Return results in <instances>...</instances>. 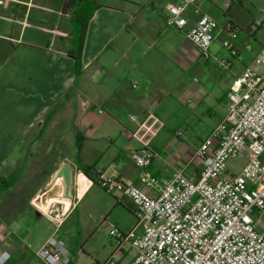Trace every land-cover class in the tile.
<instances>
[{"label":"crops","instance_id":"0c3cea01","mask_svg":"<svg viewBox=\"0 0 264 264\" xmlns=\"http://www.w3.org/2000/svg\"><path fill=\"white\" fill-rule=\"evenodd\" d=\"M8 1L0 5V177L14 162L16 172L25 168L27 152L21 142L28 133L37 136L40 126L63 114L66 108L73 109L74 125L76 110L92 102L84 85L90 67L95 66L96 76L105 75L111 82V85L95 82L93 100L99 101L103 111L107 109L113 117L121 114L124 105L135 112L144 111L153 98L149 90L141 88L142 83L157 89L170 84L178 102L209 116L219 114L222 122L228 112L232 82L251 69L253 59L264 48L258 42L257 33L251 35L255 21L253 10L264 9V0H196L195 7L215 21L210 52L214 57L228 60L227 70L219 68L213 60L203 59L187 39L185 30L167 25L168 5L181 0H150L151 13H147V4L142 0H106L98 4L89 22L82 53V75L77 77L75 62L67 54L73 37L70 17L59 9L60 0H21L17 6L16 1ZM186 16L188 29L197 20L194 7L186 10ZM229 28L238 30V38L233 41L238 49L236 57L222 46L223 42L231 40ZM159 44L168 52L164 56L167 64L162 65L168 71H152L160 66L158 55L142 63ZM124 61L126 67L116 71ZM168 76L169 80L162 78ZM128 77L132 79L131 88L137 92H131L128 85L122 83ZM189 99L193 100V106L186 103ZM158 100L153 99L154 105ZM177 134L175 139L153 148L155 156L147 169L139 168L132 159V154L138 150L117 144L107 134L105 137L110 139L112 150L94 149L88 160L81 157L82 150L76 157L72 151L74 160L65 158L63 162L68 161L75 170L91 167L94 180L97 171L102 170L109 177L157 195L162 180L171 178L178 170L182 169L193 179H197L201 171V162L193 155L204 139L191 145ZM127 138L130 139L129 133ZM87 180L88 183H82L84 191L79 198L96 185L89 177ZM57 193V186L49 187L44 192L43 203L55 200ZM114 195L116 204L121 203V197L133 203L127 196ZM31 210L18 222H4L0 218V250L8 255L7 264H44L37 253L56 232V226L38 210ZM73 214L74 210L57 232L69 251L72 236L65 226ZM75 226H80L79 219ZM131 258L126 254L123 264H128Z\"/></svg>","mask_w":264,"mask_h":264},{"label":"built area","instance_id":"2783aa9c","mask_svg":"<svg viewBox=\"0 0 264 264\" xmlns=\"http://www.w3.org/2000/svg\"><path fill=\"white\" fill-rule=\"evenodd\" d=\"M3 2L0 0V5ZM195 4L196 0H181L168 5L167 25L185 30L203 59L229 69L228 60L210 52L214 19ZM189 7H194L197 20L187 29ZM253 25L264 29V15ZM229 30L231 40L222 46L236 57L238 49L233 41L238 38V30ZM253 65L255 69L236 76L228 94L225 119L194 151L193 157L201 162L197 179L180 169L162 180L159 193L152 195L97 171L92 183L109 194L129 197L138 222L128 233L111 230L116 246L103 264H123L127 245L135 251L128 264H264V48L253 59ZM186 103L194 104L192 99ZM130 119L135 121L134 116ZM154 156L155 150L145 147L135 151L132 159L139 168L147 169ZM82 174L74 170L69 206L56 199L43 203L44 192L32 200L33 206L56 226V232L37 253L44 264H71L70 251L57 232L80 196ZM8 262L6 252L0 250V264Z\"/></svg>","mask_w":264,"mask_h":264},{"label":"rangeland","instance_id":"374dc122","mask_svg":"<svg viewBox=\"0 0 264 264\" xmlns=\"http://www.w3.org/2000/svg\"><path fill=\"white\" fill-rule=\"evenodd\" d=\"M4 1L5 3L9 2L8 0ZM14 1H16L17 6L21 0ZM92 1L99 4L106 0ZM142 1H144V5L147 4V13H151L148 5L150 0ZM253 14L255 20L259 19L264 15V9L257 8L253 10ZM252 30L251 35L256 32L259 44L264 47V29L256 28L253 25ZM167 54L168 52L164 51L162 44H159L145 59H142L144 61L142 63H148L158 55L161 59L160 66L152 71H168L162 66L167 64L164 57ZM125 64V61L122 62L121 67H118L116 71L125 68ZM255 68V66H251V69ZM96 72L95 66L90 67L86 72L84 85L88 87V97L91 98L92 102H88L86 107H82L83 110H76L73 119L74 125L72 122L73 109L66 108L63 114L54 117L52 121L38 128L37 131L41 135L40 139L33 144V159L25 165L23 171L16 172L17 166L14 162L8 167L6 174L0 177V181L8 179L13 182L12 185L10 184L8 191L0 188L1 217H4L5 208L15 204L16 201H21L23 207H25L26 212L21 214V220L24 219L23 216H28L31 213V209H36L32 204V200L37 194L45 192L49 188L46 185L55 174L48 176L46 174L50 167L51 158L44 155V150L50 146L51 154L52 148H54L57 149L59 154H66V158L70 160H74L72 151L76 157L78 152L82 150L81 157L88 160L92 158L93 154L91 152L94 149H113L110 145V139L105 137L106 134L117 144L127 145L133 150H141L145 147L155 148L156 145L163 146L171 139H175L176 133H181V139L185 143L195 145L205 139L221 122L219 114L209 116L206 113H200L198 110L193 111L188 106L178 102L175 91L169 88L170 84L166 85L164 89H157L153 85L145 87L142 83V89L149 90L153 99H159L157 101L158 105H154L152 99L143 112H135V110L124 105L121 107V114L113 117L107 109L103 111L99 101L93 100V96L96 94L95 82L101 85L102 83L111 85L107 76L104 75L101 78L99 74L96 76ZM162 78L170 79L169 76ZM131 80V77H128L122 83H126L131 92H137V90L131 88ZM130 114H133L135 121L130 119ZM75 130L78 135L75 134ZM127 133L132 134L133 137L128 139ZM75 135L76 137H74ZM70 137L72 138L70 139ZM73 137L74 141L72 140ZM31 180L41 185V192H36L33 196V190L27 188V183H30ZM73 185L72 183V193ZM115 196L105 192L96 184L83 197L75 199L74 214L70 216L65 226V229L71 231L70 235L72 236L70 246L71 264H95L96 262L103 264L116 246V242L110 236L111 230L128 233L136 228L138 222L133 203L127 198L121 197V203L116 204ZM77 218L80 226L76 228ZM36 234L38 235V232ZM125 250L129 257L135 254V251L129 245L125 247Z\"/></svg>","mask_w":264,"mask_h":264},{"label":"trees","instance_id":"16d2710c","mask_svg":"<svg viewBox=\"0 0 264 264\" xmlns=\"http://www.w3.org/2000/svg\"><path fill=\"white\" fill-rule=\"evenodd\" d=\"M97 7L98 4L94 3L92 0H60L59 9L64 15L70 17L69 22L72 29L73 37L71 40V47L69 50H67V54L68 56L73 58L75 62L77 77H80L82 75V53L86 31ZM40 136V134L35 136L33 132H30L24 137L21 142V146L27 152L26 157L28 162H31L33 159L32 146L35 142L40 139ZM52 149V154L50 153L51 146L44 150V155L49 156L51 158L50 167L46 171L47 176L55 173L59 164L62 163L66 158V154H59L57 149ZM79 170L83 172L87 177L94 180L91 167H85ZM10 184L12 185L13 183H10L7 179H2L0 181V188L5 191H8ZM27 188L33 190V196L38 190H40L41 185L37 184L34 180H31L30 183H27ZM24 209L25 207H23L21 201H16L15 204H12L8 208H5V212H3L4 217L0 216V218L3 219L5 222H15L21 220V214L26 212Z\"/></svg>","mask_w":264,"mask_h":264},{"label":"water","instance_id":"95a60500","mask_svg":"<svg viewBox=\"0 0 264 264\" xmlns=\"http://www.w3.org/2000/svg\"><path fill=\"white\" fill-rule=\"evenodd\" d=\"M74 174V165L68 161L63 162L61 167L54 174L51 185L58 187L56 198L63 200H72V180Z\"/></svg>","mask_w":264,"mask_h":264},{"label":"bare ground","instance_id":"6f19581e","mask_svg":"<svg viewBox=\"0 0 264 264\" xmlns=\"http://www.w3.org/2000/svg\"><path fill=\"white\" fill-rule=\"evenodd\" d=\"M88 183V180H87V178H86V176L85 175H81L80 176V178H79V183H80V194H82L83 193V189H84V187L82 186V183ZM56 200H60V201H64L65 203H66V205L67 206H69V200H63V199H59V198H55ZM53 200V199H52ZM51 200V201H52Z\"/></svg>","mask_w":264,"mask_h":264}]
</instances>
